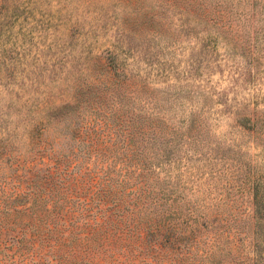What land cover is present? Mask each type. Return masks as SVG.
<instances>
[{
  "label": "rangeland",
  "instance_id": "obj_1",
  "mask_svg": "<svg viewBox=\"0 0 264 264\" xmlns=\"http://www.w3.org/2000/svg\"><path fill=\"white\" fill-rule=\"evenodd\" d=\"M0 264H264V0H0Z\"/></svg>",
  "mask_w": 264,
  "mask_h": 264
},
{
  "label": "trees",
  "instance_id": "obj_2",
  "mask_svg": "<svg viewBox=\"0 0 264 264\" xmlns=\"http://www.w3.org/2000/svg\"><path fill=\"white\" fill-rule=\"evenodd\" d=\"M77 181L79 182V179ZM60 192H64L62 195L64 199L62 200L56 199L51 203L42 204L37 201V208L41 207L40 211L42 212V216H39L40 219L43 217L49 219L45 229L39 230V228H37V234L39 236V233L42 234L43 232H47L56 234L58 239L69 237L75 242L79 241L80 243H84L88 237L87 235H82L83 233L90 232V229H96V227L98 231L99 228L108 222L107 219H110V217L105 216L103 222H100L99 219H101L102 215L100 213L92 214L93 208L88 206V202L82 200H69L64 190H57L53 195L56 196ZM93 222L97 224L93 225ZM79 245L81 244H77V246ZM56 251L62 252L61 245ZM63 254L64 253H62V255Z\"/></svg>",
  "mask_w": 264,
  "mask_h": 264
}]
</instances>
